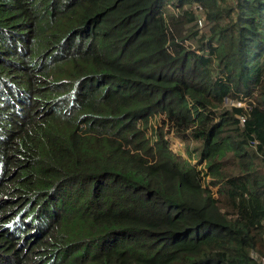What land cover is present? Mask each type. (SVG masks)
Here are the masks:
<instances>
[{
    "label": "trees",
    "instance_id": "16d2710c",
    "mask_svg": "<svg viewBox=\"0 0 264 264\" xmlns=\"http://www.w3.org/2000/svg\"><path fill=\"white\" fill-rule=\"evenodd\" d=\"M262 260L264 0H0V264Z\"/></svg>",
    "mask_w": 264,
    "mask_h": 264
},
{
    "label": "rangeland",
    "instance_id": "374dc122",
    "mask_svg": "<svg viewBox=\"0 0 264 264\" xmlns=\"http://www.w3.org/2000/svg\"><path fill=\"white\" fill-rule=\"evenodd\" d=\"M227 1V3H232V0H226ZM198 18H200V23H199V20L197 19L196 20V22H197V26H198V28L199 29H201V28H203V26H204V20L201 18V17H198ZM241 104V106H243V108H247L246 107V105H245V103H241V102H237V101H232V100H225V105L227 106V107H229V106H238V104ZM240 106V107H241ZM154 126L156 127V124H154ZM166 131V130H165ZM171 136V134L169 133L168 134V137H170ZM171 149L174 151V152H178L179 154H182V152H183V149H182V147L180 146V144H179V142H177V141H172L171 143ZM209 180L208 179H205V181L204 182H208ZM212 191H213V193H215V189H212Z\"/></svg>",
    "mask_w": 264,
    "mask_h": 264
},
{
    "label": "built area",
    "instance_id": "2783aa9c",
    "mask_svg": "<svg viewBox=\"0 0 264 264\" xmlns=\"http://www.w3.org/2000/svg\"><path fill=\"white\" fill-rule=\"evenodd\" d=\"M199 23H200V21H199ZM240 106H241V104L239 103L237 107H240ZM241 107H243V106H241ZM240 122H241V124L244 122V116H241ZM262 263L264 264V260H262Z\"/></svg>",
    "mask_w": 264,
    "mask_h": 264
}]
</instances>
